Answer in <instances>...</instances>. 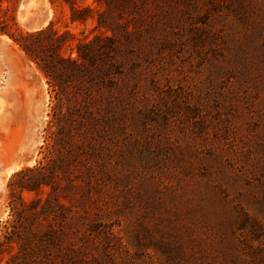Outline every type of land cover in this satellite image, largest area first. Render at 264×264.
I'll return each instance as SVG.
<instances>
[{
    "label": "trees",
    "instance_id": "trees-1",
    "mask_svg": "<svg viewBox=\"0 0 264 264\" xmlns=\"http://www.w3.org/2000/svg\"><path fill=\"white\" fill-rule=\"evenodd\" d=\"M18 1L0 0V35L43 73L53 106L44 157L9 181L10 219L0 234V261L112 264L108 218L126 213L136 216L138 247L154 246L168 260L183 254L184 245L196 242L192 234L171 239L165 225L149 219L166 209L167 199L176 203L175 213L200 214L206 225L220 211L212 207L214 195L183 184L191 168L204 163L197 145L181 148L172 127L193 115L189 92L170 78L162 84L161 73L168 58L190 43L197 53L216 56L228 51L222 40L228 48L260 47L264 0H65L72 24L94 21L98 30L75 47V34L52 24L23 30ZM219 146L210 149L216 151L210 161L215 184L219 191L235 190L244 169ZM171 175L176 184L167 183ZM181 227L192 232L198 226Z\"/></svg>",
    "mask_w": 264,
    "mask_h": 264
},
{
    "label": "rangeland",
    "instance_id": "rangeland-1",
    "mask_svg": "<svg viewBox=\"0 0 264 264\" xmlns=\"http://www.w3.org/2000/svg\"><path fill=\"white\" fill-rule=\"evenodd\" d=\"M21 1L17 4V21L25 31L40 30L50 24L62 32L70 30L76 37L72 47L98 33L94 21L72 24L65 0H44L34 15L35 27L28 30L19 19ZM78 1L89 4L94 0ZM0 37L7 38L4 44L10 50L7 58L0 61V92L17 96L20 107L18 123L9 125L0 134L1 234L4 223L10 219L11 177L35 166L44 157L53 99L38 67L7 36ZM258 44L260 47L250 43L232 44L228 48L222 40L220 47L228 51H218L222 56H216L210 51L197 53L190 43L173 59L168 58L166 70L161 73L162 84H168L165 79L170 78L174 86L187 90L193 114L185 123L172 124L178 131L175 137L183 144L182 149L189 144L197 145L204 163L193 166L183 184H191L189 190L214 195L217 201L212 207L220 212L212 225H206L200 214L175 213L176 203L167 199L162 215H154L150 223L165 225L164 232L172 233L171 239H189L192 234L196 240L184 245L183 254H174L171 260L154 246L136 245L135 215L111 216L107 223L112 224L114 237L110 250L112 264H264V43ZM218 146L225 150L224 157L237 158L238 170L244 169L235 190L229 187L219 191L215 184L210 161L216 151L210 149ZM177 182L176 175L167 180L171 184ZM183 225L189 229L192 225L198 227L190 232ZM200 232L202 236L196 237ZM5 261L4 258L0 264Z\"/></svg>",
    "mask_w": 264,
    "mask_h": 264
},
{
    "label": "bare ground",
    "instance_id": "bare-ground-1",
    "mask_svg": "<svg viewBox=\"0 0 264 264\" xmlns=\"http://www.w3.org/2000/svg\"><path fill=\"white\" fill-rule=\"evenodd\" d=\"M25 5L20 8L19 19L24 27L30 30L35 27L34 15L44 4V0H24ZM6 37H0V61H3L9 55L10 50L5 46ZM19 98L9 93L0 92V134L6 132L9 125L16 124L19 121ZM21 106V104H20Z\"/></svg>",
    "mask_w": 264,
    "mask_h": 264
},
{
    "label": "water",
    "instance_id": "water-1",
    "mask_svg": "<svg viewBox=\"0 0 264 264\" xmlns=\"http://www.w3.org/2000/svg\"><path fill=\"white\" fill-rule=\"evenodd\" d=\"M24 5H25V1L22 0L21 3H20V6H19V11H20V8H21L22 6H24ZM19 11H18V13H19Z\"/></svg>",
    "mask_w": 264,
    "mask_h": 264
}]
</instances>
